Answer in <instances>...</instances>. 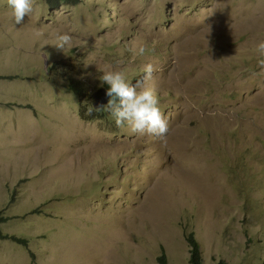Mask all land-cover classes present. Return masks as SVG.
Here are the masks:
<instances>
[{
    "label": "rangeland",
    "instance_id": "rangeland-1",
    "mask_svg": "<svg viewBox=\"0 0 264 264\" xmlns=\"http://www.w3.org/2000/svg\"><path fill=\"white\" fill-rule=\"evenodd\" d=\"M34 2L15 24L0 0V229L29 240L0 264H191L190 232L204 264H264V0ZM148 63L165 143L94 108Z\"/></svg>",
    "mask_w": 264,
    "mask_h": 264
},
{
    "label": "clouds",
    "instance_id": "clouds-1",
    "mask_svg": "<svg viewBox=\"0 0 264 264\" xmlns=\"http://www.w3.org/2000/svg\"><path fill=\"white\" fill-rule=\"evenodd\" d=\"M7 5L10 9L8 13L9 18L15 24H22L25 16L33 13L35 2L34 0H7ZM36 35L42 36L43 33L37 31ZM72 41L73 37L69 32L57 30L54 33L52 46L63 51L66 46H71ZM131 51L133 56H142L147 49L141 45L138 49L133 48ZM255 52L261 74H264V39L256 43ZM154 71L152 63L146 64L143 68L144 76L142 80L136 81L133 85L128 82L125 72L120 70H104L99 79L102 83L109 86L108 88H103L107 89L106 95L110 99L107 105L101 107L106 108L117 127H123L127 124L132 133H139L141 135L147 133L165 143L166 134L169 131L168 122L159 108L157 95L151 88L144 87V81L152 79Z\"/></svg>",
    "mask_w": 264,
    "mask_h": 264
},
{
    "label": "trees",
    "instance_id": "trees-1",
    "mask_svg": "<svg viewBox=\"0 0 264 264\" xmlns=\"http://www.w3.org/2000/svg\"><path fill=\"white\" fill-rule=\"evenodd\" d=\"M47 6H49L51 9H58L63 6H74L82 2V0H44ZM71 92L74 93L76 96H82L85 89H83V84L80 82L77 83H71ZM108 88V87H107ZM6 215L4 212L0 211V225L6 224L10 221L11 217H5ZM0 239H7L10 240L16 244L29 247V240L26 238H21L14 235H6L3 234L0 229ZM186 241L189 243V246L191 248V264H204L203 261V252L201 244L198 240H196L194 233L190 232ZM158 264H167L166 262V256L163 254L158 259ZM214 264H228L226 261H218Z\"/></svg>",
    "mask_w": 264,
    "mask_h": 264
},
{
    "label": "water",
    "instance_id": "water-1",
    "mask_svg": "<svg viewBox=\"0 0 264 264\" xmlns=\"http://www.w3.org/2000/svg\"><path fill=\"white\" fill-rule=\"evenodd\" d=\"M106 88L98 90V92L93 96L95 99L94 107L95 109L102 108L101 106L107 105L108 97L106 95Z\"/></svg>",
    "mask_w": 264,
    "mask_h": 264
},
{
    "label": "bare ground",
    "instance_id": "bare-ground-1",
    "mask_svg": "<svg viewBox=\"0 0 264 264\" xmlns=\"http://www.w3.org/2000/svg\"><path fill=\"white\" fill-rule=\"evenodd\" d=\"M108 97V96H107ZM110 99V97H108V100Z\"/></svg>",
    "mask_w": 264,
    "mask_h": 264
}]
</instances>
